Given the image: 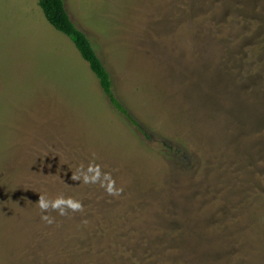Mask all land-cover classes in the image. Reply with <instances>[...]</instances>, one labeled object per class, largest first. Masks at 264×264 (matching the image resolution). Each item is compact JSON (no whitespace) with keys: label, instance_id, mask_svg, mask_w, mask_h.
I'll return each instance as SVG.
<instances>
[{"label":"rangeland","instance_id":"374dc122","mask_svg":"<svg viewBox=\"0 0 264 264\" xmlns=\"http://www.w3.org/2000/svg\"><path fill=\"white\" fill-rule=\"evenodd\" d=\"M64 5L143 132L38 0H0V264H264V0Z\"/></svg>","mask_w":264,"mask_h":264},{"label":"trees","instance_id":"16d2710c","mask_svg":"<svg viewBox=\"0 0 264 264\" xmlns=\"http://www.w3.org/2000/svg\"><path fill=\"white\" fill-rule=\"evenodd\" d=\"M38 5L48 23L72 41L81 58L88 64L91 72L97 78L109 104L138 132L142 133L141 127L132 119L127 109L116 98L110 75L98 57L91 41L70 20L65 10L64 0H38Z\"/></svg>","mask_w":264,"mask_h":264},{"label":"clouds","instance_id":"9594fccd","mask_svg":"<svg viewBox=\"0 0 264 264\" xmlns=\"http://www.w3.org/2000/svg\"><path fill=\"white\" fill-rule=\"evenodd\" d=\"M103 175L105 179H109L110 177V174L108 173H104ZM71 178L79 181L82 179L85 184L97 183L101 178L100 168L98 165L92 163H90L86 169L81 166V174L78 176H72ZM113 185L114 181H110L107 185V191L110 194H118V191L114 192ZM101 186H103L102 181ZM37 204L42 213H47L48 210L51 209L56 211L60 216H66L69 209L73 212L82 210V204L80 201L74 200L70 197L66 198L63 195L57 196L53 200H48L44 196H39ZM41 219L48 224L53 223V218L47 214L42 215Z\"/></svg>","mask_w":264,"mask_h":264}]
</instances>
